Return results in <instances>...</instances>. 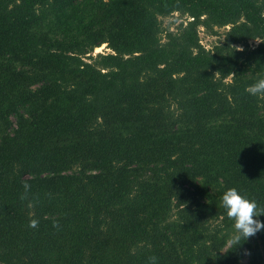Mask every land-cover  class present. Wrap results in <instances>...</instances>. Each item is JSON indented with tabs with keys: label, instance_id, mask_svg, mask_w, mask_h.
Instances as JSON below:
<instances>
[{
	"label": "trees",
	"instance_id": "obj_1",
	"mask_svg": "<svg viewBox=\"0 0 264 264\" xmlns=\"http://www.w3.org/2000/svg\"><path fill=\"white\" fill-rule=\"evenodd\" d=\"M262 78L264 0H0V264H264L218 236L264 207Z\"/></svg>",
	"mask_w": 264,
	"mask_h": 264
},
{
	"label": "clouds",
	"instance_id": "obj_2",
	"mask_svg": "<svg viewBox=\"0 0 264 264\" xmlns=\"http://www.w3.org/2000/svg\"><path fill=\"white\" fill-rule=\"evenodd\" d=\"M235 50L242 51L243 49L236 48ZM218 74L220 73L217 72L215 75ZM246 92L251 96L264 97V78L249 85ZM25 188L27 189L28 185H25ZM221 204L227 218L234 221V235L227 241L229 247L237 249L245 241L264 230V222L258 219V217L264 216V207H260L254 199L241 195L236 188H229L223 193ZM37 226V220L30 221L29 227ZM149 264H157V258L150 257Z\"/></svg>",
	"mask_w": 264,
	"mask_h": 264
},
{
	"label": "rangeland",
	"instance_id": "obj_3",
	"mask_svg": "<svg viewBox=\"0 0 264 264\" xmlns=\"http://www.w3.org/2000/svg\"><path fill=\"white\" fill-rule=\"evenodd\" d=\"M182 20H185V16L181 15L179 12H173L172 14L160 17L162 36L164 35V32L166 29H168V28L174 29L176 27V25ZM227 28H228V26H223V27L214 28L213 29L214 31H208L204 27L199 26L198 27V37H199L200 43L205 48H210L213 44H215L219 41H222ZM257 42H258L257 39H252V40H249L248 43H249V45H254ZM237 46H239L240 48L242 47L241 45H237ZM108 50H110V49L108 47H106V43H103L102 45L95 47L93 49V51H91L90 53L93 56H95V54L98 52H103V51H108ZM215 222L216 221H212L211 223H215ZM234 231L235 230H234V223H233L231 226H229L227 228H222V230L218 233L219 237L222 236L223 238H225V244L223 245V247L221 249L222 251H225L229 247L227 241L229 240V238L232 235H234ZM249 241L251 243L252 248L254 249V251L256 253L259 254L260 252H262L260 243L256 240H254V237L250 238ZM107 255H106V258L110 262L114 263V261L111 259V257L109 255L108 256ZM251 259H252V253L247 248L243 252V255L241 256V258L235 264H251Z\"/></svg>",
	"mask_w": 264,
	"mask_h": 264
}]
</instances>
